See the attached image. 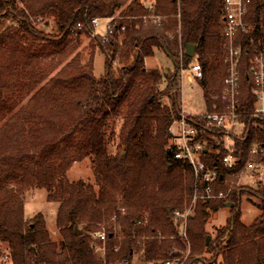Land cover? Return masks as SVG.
Listing matches in <instances>:
<instances>
[{
  "label": "trees",
  "instance_id": "16d2710c",
  "mask_svg": "<svg viewBox=\"0 0 264 264\" xmlns=\"http://www.w3.org/2000/svg\"><path fill=\"white\" fill-rule=\"evenodd\" d=\"M147 1L0 0V242L8 244L12 264H132L135 253L143 264L183 261L187 244L174 211L188 208L196 179L188 163L174 158L170 127L182 116L180 72L195 60L203 66L197 84L206 112L225 110L230 64L223 47L224 0H149L154 11ZM151 13L165 17L163 24L146 23L143 17ZM109 17H118L117 29L102 43L91 21ZM38 19L55 23L52 33L38 29ZM246 20L248 32L236 39L243 48L238 113L244 130L231 133L241 163L226 169L225 129H205L199 137L207 140L202 161L220 174L211 193L227 196L194 205L185 264L206 254L215 264H264V188L238 184L249 159L264 164V115H255L258 96L250 75L253 58L264 52V0L253 1ZM82 35L93 37L105 55L102 77L95 75L94 51L87 62L75 52ZM187 44L195 46V57L187 54ZM155 49L172 59L174 71L147 68ZM195 121L201 126L205 118ZM110 143L116 144L115 154ZM254 146L259 152L252 156ZM90 158L97 186L69 181L72 165ZM34 185L46 188L48 201L59 203L60 251L42 215L28 225L24 220L23 195ZM245 190L257 198L249 200L259 210L250 224L236 210ZM230 201L227 224L207 244V221ZM103 223L105 256L98 257L93 234Z\"/></svg>",
  "mask_w": 264,
  "mask_h": 264
},
{
  "label": "built area",
  "instance_id": "2783aa9c",
  "mask_svg": "<svg viewBox=\"0 0 264 264\" xmlns=\"http://www.w3.org/2000/svg\"><path fill=\"white\" fill-rule=\"evenodd\" d=\"M254 0H224L223 2V34L224 43L223 47L226 48L228 56L227 62L230 64L228 70V76L225 79V89L223 92V102L225 104L224 111L218 112H206L202 115H191L181 111V118L174 121L170 130L174 133V138L171 140L169 147L176 148L174 158L188 163L194 173L195 186L193 189V199L188 208L184 211L176 210L175 222L181 228L180 237L188 239L187 222L189 216L192 214V209L196 202L201 199L209 198H225L227 194L223 191L218 193L219 195L212 194L213 183L220 177L217 169H211L205 162L202 161V152L208 150L206 148V141H199V137L203 135L206 128H223L225 129L224 145L228 150V153L222 157L224 166L229 171H233L236 166L241 163L237 156L234 155V149L231 142V133L235 134V129L242 127L239 120V62L242 57L243 48L236 42L237 37L240 33L248 32L249 23L246 20L247 13L250 5ZM149 10L154 11L155 5L149 3ZM146 23L153 22L161 25L165 21V17L151 13V15L143 17ZM102 20L106 21L105 34L100 35L97 33L98 28L101 26ZM118 17L109 18H93L91 24L94 28V35L98 36L102 43L109 41L117 29L116 21ZM81 28L82 26L79 25ZM126 25H121L120 30H125ZM250 75L254 80V94L258 96V103L255 107V115H264V52L256 55L251 63ZM188 69H185L188 76L192 81L201 80L204 77L203 66L200 65L196 60L193 61ZM183 70L182 73L185 71ZM182 75V74H181ZM204 117L205 123L201 126L195 121L197 117ZM215 139H217L215 137ZM259 152L257 146L252 147L251 155L255 156ZM264 153V150H263ZM248 174L250 180L258 181L264 180V164L256 161L254 157L248 160L246 168L241 171V175ZM240 175V176H241ZM140 220L137 224H142ZM94 240L97 243H93L95 247L100 251H105L104 243L107 239V233L105 230L96 231L93 234ZM98 242H102L100 246ZM155 264V263H150ZM157 264H182L181 260H169L157 262Z\"/></svg>",
  "mask_w": 264,
  "mask_h": 264
},
{
  "label": "rangeland",
  "instance_id": "374dc122",
  "mask_svg": "<svg viewBox=\"0 0 264 264\" xmlns=\"http://www.w3.org/2000/svg\"><path fill=\"white\" fill-rule=\"evenodd\" d=\"M141 1L145 2L146 0H141ZM148 1L147 3H150ZM119 14L120 11H118L116 16H119ZM5 24L11 25L12 22L5 20ZM105 24L106 21L102 20L101 26L97 30L98 34L100 35L105 34V26H106ZM35 25L38 29L46 33H52L55 27V23H53L52 21L50 22L49 25H47L45 21H40L39 19L36 20ZM155 50H156L155 55L152 58L146 60V65L149 68H159L166 72L174 71L175 66H173L172 59L169 56H167L163 50L161 49H155ZM91 51L95 52V61H94L95 75L98 78L102 77L105 74V70H106L105 55L100 51V49L97 46L94 45L93 37L82 35L79 41V47L75 52L76 53L80 52L83 56L84 62H87V60L89 59L92 53ZM114 67L118 68L117 64H115ZM188 77L189 76L186 70L183 73L182 71L180 72L179 78L181 82V90H180L181 110L182 111L184 110L185 113L187 114H191L195 116L202 115L206 113V109H207L206 101L203 97V91L201 90L197 82L195 81L194 83L189 82ZM166 86L167 84L165 83L164 84L162 83L160 85L161 89H165ZM163 103L170 105L171 99L164 97ZM243 130L244 129L242 127H238L237 130L235 129L236 131L235 133L241 135ZM109 148L111 153L115 154L117 152L116 144L110 143ZM67 177L69 181H76L81 179L83 181H86L90 184L91 183L95 184V186H97L95 181L96 178L95 165L93 164L91 158L84 159L80 162H75L72 165V168L68 171ZM238 180H239L238 182L239 185H247L252 190H256L259 186L264 188V180L252 181L250 180V177H248V174L241 175ZM47 193L48 192L46 188L44 187L40 188L35 185L26 189L23 195L24 220L26 222V225H28L37 215H42L45 221L46 229L47 231H49L52 241H54L58 245L60 251L63 248L62 246L64 244V236L57 227V216H58L57 212L59 209V203L48 201ZM249 199H253L257 201V198L254 195L252 196L250 193L247 192V190H245L240 199L239 205H237L236 207V210L237 209L241 210L242 213L241 220L246 224L252 223L254 219L259 215V210L256 209L254 206H252ZM122 200H123L122 197L119 196L120 203L123 202ZM232 208L233 207H226V206L221 207L219 211L213 213L211 218L207 221L205 227L208 236H210L209 242L214 240L218 234V230L227 224L228 218L231 216ZM193 209H192V215H195V211ZM98 226L101 230H105L107 228V223L99 224ZM180 232H181V228H180ZM182 240L184 241V243L187 244V249L183 253L184 258L182 261V264H185L190 255L191 244H188L189 243L188 239L182 238ZM96 252L98 257L105 256V251H100V249H98L97 247H96ZM211 257H212L211 254H206L204 255L203 258L200 259V262H195L194 264H215L211 260ZM139 258H140L139 254L135 253L132 259V264H143L142 261L139 260ZM0 264H12L10 249L8 248V244L5 242H0ZM112 264H122V263H112Z\"/></svg>",
  "mask_w": 264,
  "mask_h": 264
},
{
  "label": "water",
  "instance_id": "95a60500",
  "mask_svg": "<svg viewBox=\"0 0 264 264\" xmlns=\"http://www.w3.org/2000/svg\"><path fill=\"white\" fill-rule=\"evenodd\" d=\"M186 49H187V54L190 55L191 57H195L196 55V49L194 45H186ZM226 207H234V203L233 202H227L225 203ZM76 232L78 234H83V230L78 229V227L75 228ZM210 240V236L207 237L206 243L209 244Z\"/></svg>",
  "mask_w": 264,
  "mask_h": 264
},
{
  "label": "crops",
  "instance_id": "0c3cea01",
  "mask_svg": "<svg viewBox=\"0 0 264 264\" xmlns=\"http://www.w3.org/2000/svg\"><path fill=\"white\" fill-rule=\"evenodd\" d=\"M147 66V65H146ZM148 67V66H147ZM149 68V67H148ZM149 69H152V68H149ZM189 79V82H191V83H194V81H192V79L190 78V76L188 77ZM195 82H197V81H195Z\"/></svg>",
  "mask_w": 264,
  "mask_h": 264
}]
</instances>
